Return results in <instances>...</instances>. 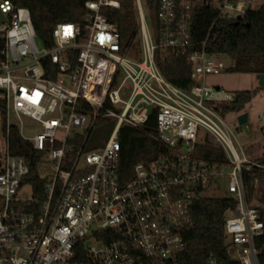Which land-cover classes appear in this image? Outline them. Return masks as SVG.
Segmentation results:
<instances>
[{
  "label": "built area",
  "instance_id": "built-area-1",
  "mask_svg": "<svg viewBox=\"0 0 264 264\" xmlns=\"http://www.w3.org/2000/svg\"><path fill=\"white\" fill-rule=\"evenodd\" d=\"M255 0H133L140 54L129 56L116 24L92 0L85 24L61 22L54 45L39 41L29 8L0 0V98L5 147L0 150V264H182L184 233L196 195L223 199L225 251L200 264H264V205L254 193L253 161L245 156L219 106L234 95L208 81L229 69L222 54L193 50L191 19L201 2L227 20ZM189 57L192 85L168 81L156 51ZM54 65L49 77L43 60ZM156 115L164 151L139 161L125 177L119 139L123 125L142 129ZM99 119L115 122L108 139L87 149ZM41 154L39 184L24 156L11 153L10 129ZM223 160L198 155V146Z\"/></svg>",
  "mask_w": 264,
  "mask_h": 264
},
{
  "label": "trees",
  "instance_id": "trees-1",
  "mask_svg": "<svg viewBox=\"0 0 264 264\" xmlns=\"http://www.w3.org/2000/svg\"><path fill=\"white\" fill-rule=\"evenodd\" d=\"M18 7L29 8L33 25L39 41L46 47H52L54 40L52 32L56 24L74 22L85 24V18L92 11L86 3L92 0H11ZM120 8L102 6L101 13L116 24L121 34L124 46H131L139 32L137 13L133 0H120ZM155 9L154 0H146ZM150 9V10H151ZM157 21L155 25L157 26ZM191 35L193 50L205 48L210 53L222 54L231 58L232 64L228 70L240 73L264 74V5L257 9L248 8L240 19L227 20L219 15L217 8L204 3H197L191 19ZM157 65L164 77L173 84L187 89L192 85V65L189 57L179 52L167 55L164 49L156 51ZM43 65L49 77L54 68L49 58L43 60ZM239 90L233 93L231 102L221 104L219 110L225 115L229 112H241L258 90ZM5 103L0 98V127L5 130ZM115 122L109 119H99L90 132L86 148H97L110 136ZM157 129L156 115L150 113L149 119L142 129L131 125H123L120 129L121 143L120 165L125 177L132 172L133 166L139 161L156 159L164 150L155 133ZM11 153L24 156L32 172L30 179L39 184L37 165L41 154L35 151L33 143L25 140L19 129H10ZM263 153L257 162L264 165V127L262 129ZM198 155L213 160H223L225 155L217 147L210 145L198 146ZM260 172L256 169L245 177L253 180ZM264 205V193L261 195ZM226 205L219 196L196 195L191 207L190 223L184 233L185 248L180 254L182 264H200L209 256H222L225 251L224 212ZM264 244V238L262 239Z\"/></svg>",
  "mask_w": 264,
  "mask_h": 264
},
{
  "label": "rangeland",
  "instance_id": "rangeland-1",
  "mask_svg": "<svg viewBox=\"0 0 264 264\" xmlns=\"http://www.w3.org/2000/svg\"><path fill=\"white\" fill-rule=\"evenodd\" d=\"M264 5V0H255L250 6L252 9H257ZM148 22L155 24L157 21V13L155 9L147 12ZM140 32L137 33L133 40L129 56L138 57L140 54ZM221 59L227 66H231L232 60L230 57L223 55ZM208 81L212 84L219 85L221 88L233 94L239 90H254L259 87V78L256 74L240 73L226 70L219 75L209 76ZM247 114L248 119L244 124H240L238 119L241 115ZM226 122L233 129L238 143L240 144L245 156L248 160L253 161L252 169H256L260 173L254 176L257 183L254 187V193L261 195L264 193V165L257 162V159L263 153L262 129L264 127V90L260 89L256 92L252 100L246 104L241 112H229L225 115ZM5 147V138L2 135L0 127V150Z\"/></svg>",
  "mask_w": 264,
  "mask_h": 264
},
{
  "label": "water",
  "instance_id": "water-1",
  "mask_svg": "<svg viewBox=\"0 0 264 264\" xmlns=\"http://www.w3.org/2000/svg\"><path fill=\"white\" fill-rule=\"evenodd\" d=\"M241 16L238 17V19H240ZM6 22V17L4 15V13H2V11L0 10V24H3ZM259 78V85L264 87V74H259L258 75ZM248 116L247 114H243L239 117L238 121L240 124H244L247 122Z\"/></svg>",
  "mask_w": 264,
  "mask_h": 264
}]
</instances>
